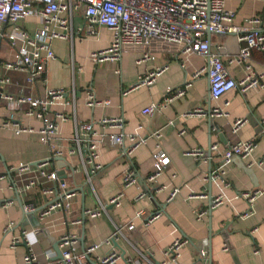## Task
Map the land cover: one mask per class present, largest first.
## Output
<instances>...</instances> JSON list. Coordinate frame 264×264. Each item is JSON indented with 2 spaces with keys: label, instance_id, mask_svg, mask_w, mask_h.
Masks as SVG:
<instances>
[{
  "label": "crops",
  "instance_id": "1",
  "mask_svg": "<svg viewBox=\"0 0 264 264\" xmlns=\"http://www.w3.org/2000/svg\"><path fill=\"white\" fill-rule=\"evenodd\" d=\"M229 8L237 11L236 26L244 25L252 16H260L264 24V3L245 0L242 4L230 3ZM81 25L82 21L77 19L74 28ZM24 26L35 32L40 20L29 18ZM78 36L74 35L73 42H53L55 59L50 61L42 82L28 84L26 74L12 72L8 74L11 85L3 88L0 83V264H24L28 247L39 264H51L56 258L54 244L70 233L78 236L81 252L99 245L90 256L94 262L116 252L115 264H134L144 257L161 264L166 259V250L175 241L183 240L186 243L180 249L177 264H264V52L254 51L249 64H241L237 60L243 44L235 34L208 37L212 53L221 56L232 79L241 83L250 75L257 81L256 85L247 87L246 84L245 89L239 87L214 101L207 74L193 77L208 66L205 58L159 55L153 62L138 65L140 52L128 49L116 61L94 65L91 54L110 47L112 32L102 28L96 37L79 39ZM12 57L8 40L0 37V80L2 64ZM247 65L251 66V71L246 69ZM157 68L164 72L151 86L140 84V76ZM57 89H63L65 96L43 120L25 116L27 107L13 111L2 98L4 93L41 97L48 90ZM179 89L185 90L184 95L165 105L168 90ZM90 93L98 101H109L110 105L89 108ZM226 103L229 105L225 106ZM154 105L164 106L152 111ZM214 109L227 114L211 116L210 128L205 112ZM59 113L68 114L69 120L59 124L54 138L42 143L40 131L44 121H55ZM104 117L122 118L124 128L118 131L97 127L100 135L124 132L126 136L135 135L146 142L134 150L129 164L124 155L129 141L122 147L106 139L99 150L101 169L94 172L83 164L72 138L76 124L97 123ZM237 120H242L243 124L234 132ZM9 122L34 132L17 134L13 126L5 125ZM156 133L160 134L159 138L154 136ZM249 141H256L251 156L235 159L225 168V175L212 182L210 171L219 166L220 159L213 156L212 162H205L188 155L201 149L210 156L211 145H218L220 152H224L233 144ZM72 150L76 152L72 154ZM156 150L167 154L170 165L150 183L152 154ZM56 151H62L61 158L74 170L66 171L65 179L74 196L69 215L61 210L41 220V210L54 200L43 196L38 188L19 197L12 188L16 174L10 170L22 164L34 168L37 163L47 162L52 170L59 172L54 160ZM81 152L86 156L84 145ZM132 167L136 183L125 187V175ZM88 174L92 185L87 182ZM175 191L176 195L171 197ZM256 192L258 196L252 203L251 214L247 215L250 204L241 195ZM142 194L145 197L140 198ZM120 195L118 205L110 203ZM219 197L222 203L211 208L209 200ZM29 205L35 211L25 214L23 207ZM101 205L105 207L102 216L91 219L86 212L99 209ZM158 213H161L160 218L148 224ZM131 223L135 228L123 231L116 239L125 251L124 261L110 238L116 228ZM10 226L12 229L8 231ZM33 229L42 232L35 235ZM24 231L28 233L25 239ZM14 240L19 242L14 245ZM203 251L211 256V263L209 256L200 258Z\"/></svg>",
  "mask_w": 264,
  "mask_h": 264
},
{
  "label": "built area",
  "instance_id": "2",
  "mask_svg": "<svg viewBox=\"0 0 264 264\" xmlns=\"http://www.w3.org/2000/svg\"><path fill=\"white\" fill-rule=\"evenodd\" d=\"M245 0H0V37L8 40L13 57L2 64V73L0 83L3 88L11 85V78L8 74L23 73L27 76L28 84L42 82L50 61L55 59V52L52 44L55 40H70L73 42L74 35L83 37H96L99 31L107 29L113 34V41L106 50L94 52L90 59L94 65H100L108 60H118L124 50H135L140 52L137 60L138 65L147 64L156 60L159 55L173 57L197 55L208 61V66L202 68L194 74L198 78L207 74L210 83V96L214 101H219L228 92L236 90L239 87H247L257 84L248 75L241 83L236 82L227 72L223 60L219 54H213L211 44L208 39L211 35L235 34L239 43L243 46L239 50L238 62L249 64L254 51L264 52V24L260 16L248 18L244 25L236 26L234 20L237 16L236 9H230V3L242 4ZM264 3V0H256ZM36 17L40 20V27L31 32L26 29L24 22L29 18ZM82 21L80 27L74 28L75 21ZM246 69L251 71V66ZM164 72V69L149 70L143 76H140V84L151 86L155 80ZM190 85L188 84V87ZM246 87H244L245 89ZM185 93V90H168L164 104H171L179 99ZM65 91L63 89L48 90L44 96H12L4 93L3 99L14 111L22 107L29 110L25 116L34 117L43 120L50 112L51 108L59 100H63ZM75 101V100H74ZM67 105V104H66ZM70 105V104H68ZM98 105L109 106V101H98L93 94H88L87 106L91 109ZM226 103L225 106H228ZM164 106V105H163ZM160 105L152 106V111H158L163 107ZM75 113V102L72 103ZM226 112L220 109L213 110V116L219 117ZM70 116L66 113L57 114L55 121H44V126L40 131V141L48 143L51 138L59 132V124L67 122ZM242 120L234 122V132L242 126ZM14 127L17 134L23 132H34L32 129L22 127L20 124L7 123ZM264 127V120L262 122ZM97 127H107L122 131L124 120L122 118L104 117L97 123H80L75 125V134L72 142L75 148L79 150L82 162L88 168H93L94 172L101 169L98 163L99 150L106 139L117 145L125 147L126 140L130 146L125 149L124 155L129 164H131L134 150L144 144L146 140H141L135 135L126 136L123 132L111 134L109 136L100 135ZM184 133V132H182ZM158 133L154 134L159 138ZM86 147V156L81 152L82 146ZM256 147V141L239 142L231 145L224 152H220L219 146L214 144L209 148L210 156L201 149L191 151L188 155L195 158H201L208 162L213 160V156L220 159L219 166L210 173V180H217L225 175V168L230 166L235 159H246L253 153ZM76 150H72L74 154ZM62 151L55 152V158H61ZM153 173L148 178L150 183H154L163 173L164 169L170 165V159L165 152L156 150L152 154ZM16 174V179L12 182V188L20 197L28 194L34 189H40L43 196L54 201L40 212V219L44 220L51 213L56 211H65L67 215L70 212V201L74 192L69 190L68 184L60 178L57 171L52 170L47 163L39 164L32 168L29 165H20L10 170ZM87 182L92 185L93 180L88 174ZM136 183V173L132 167L124 178V186H132ZM175 191L171 197L176 195ZM258 196L254 194L241 195L247 199L250 204L251 214L252 203ZM121 195L113 198L110 203L118 205ZM145 197L142 194L140 198ZM221 198L212 200V207L220 205ZM24 212H34L32 206H24ZM105 207L87 211L91 218L102 216ZM205 213H201L202 217ZM140 214H138L139 216ZM161 213L152 216L148 224L153 223L160 218ZM135 228L131 223L127 226L116 228L110 240H116L123 235V231H132ZM11 226L7 230H11ZM35 235H39L41 229L32 230ZM25 239L28 233H22ZM109 241V240H108ZM107 241V242H108ZM19 240H14L16 245ZM61 260L51 264H92L90 256L99 248V245H93L89 249L81 252L79 250V241L76 234H67L60 239ZM186 242L183 240L175 241L165 252V261L161 264H177L180 258V249ZM205 251L200 253V258L207 259ZM118 254L113 252L105 258L94 262L96 264H115ZM24 264H39L33 251L28 247V251L23 258ZM134 264H155L144 257L143 260Z\"/></svg>",
  "mask_w": 264,
  "mask_h": 264
},
{
  "label": "water",
  "instance_id": "3",
  "mask_svg": "<svg viewBox=\"0 0 264 264\" xmlns=\"http://www.w3.org/2000/svg\"><path fill=\"white\" fill-rule=\"evenodd\" d=\"M210 36H211V34H209V37ZM202 114L204 115V112H202ZM205 115L208 117V121L210 123V128H212L213 124H212L211 116H213V112L211 110H208L207 112H205ZM54 160L57 162L58 168L60 169L58 174H59L60 178L62 179V181L67 179L66 171L74 172L73 169H70L69 166H67V164L63 158H54ZM44 163H47V162H44ZM38 165H39V163L36 164V166H38ZM211 172H212V169H211L210 173ZM210 182H212V180H210ZM209 202H210V207H211L212 206V199H210ZM25 214H27V213H25ZM113 244H114L115 249H118L119 251H121L120 257L124 261H126L125 260V251L120 247V245L118 244V242L116 240H113ZM59 245H60V242H56L53 246L54 251L56 253V258H54V261L61 260V258H62ZM208 256H209V254H208ZM208 260L210 261V263L212 262L211 256H209ZM92 264H96V263L92 262Z\"/></svg>",
  "mask_w": 264,
  "mask_h": 264
}]
</instances>
